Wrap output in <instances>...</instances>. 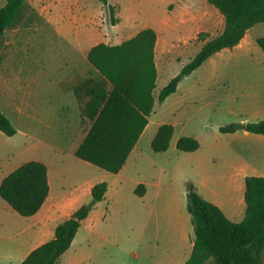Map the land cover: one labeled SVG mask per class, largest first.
<instances>
[{"label": "rangeland", "instance_id": "obj_1", "mask_svg": "<svg viewBox=\"0 0 264 264\" xmlns=\"http://www.w3.org/2000/svg\"><path fill=\"white\" fill-rule=\"evenodd\" d=\"M4 4L0 0V7ZM108 5L114 7L115 24L100 0H26L4 32L0 109L16 133L0 132V177L38 161L52 169L53 186L61 192L106 184L104 198L86 222L88 231L79 232L85 240L73 243L57 264H184L194 238L184 176L196 180L207 196L210 191L199 180L207 174L228 176L235 150L252 146L258 149V171L248 174L264 177V144L252 140L256 136L250 133L245 136L244 130L219 131L229 124L257 122L249 111L253 96L242 87L244 81H252L255 71H264V52L253 39V49L245 56L236 58L232 47L205 60L180 81L174 93L156 104L124 170L109 174L74 157L89 120L81 116L82 101L73 87L85 77L98 78L87 62L88 51L98 43L128 40L145 28L161 32L166 51L158 65L154 91L158 94L208 37L200 31L204 8L216 9L206 0H108ZM212 20L211 32L217 33L220 16L213 15ZM250 33L254 38L264 36V23L254 25ZM236 72L243 79L235 80ZM81 73L83 77H73ZM162 124L173 127V137L166 152L154 153L152 134ZM182 136L196 139L199 149L177 152L175 142ZM224 183L223 193L244 205V186L238 190L229 188L227 179ZM139 184L146 190L141 197L134 192ZM5 209L9 208L0 199V252L13 249L12 233L20 231L5 221ZM20 262L14 257L0 264Z\"/></svg>", "mask_w": 264, "mask_h": 264}, {"label": "trees", "instance_id": "obj_2", "mask_svg": "<svg viewBox=\"0 0 264 264\" xmlns=\"http://www.w3.org/2000/svg\"><path fill=\"white\" fill-rule=\"evenodd\" d=\"M0 7V39L16 20L26 0H4ZM224 19L223 31L208 40L202 39L200 50L156 95L157 71L154 63L156 33L152 28L140 30L132 38L116 45L98 43L90 48L87 61L99 80L83 79L74 93L82 101V116L90 126L74 151V157L110 174L118 173L136 145L156 104L176 91L180 81L213 54L236 46L254 25L264 23V0H206ZM110 21L115 24L114 7L108 0ZM264 52V36L256 39ZM244 130L264 136V121L229 124L221 133ZM0 132L13 136L16 131L0 109ZM174 129L169 124L158 127L150 143L154 153L169 148ZM176 149L194 152L199 142L188 136L179 137ZM107 191L104 182L90 189V201L80 206L70 218L59 223L53 238L40 245L20 264H55L70 247L81 222ZM139 184L135 194L142 196ZM47 169L42 162H26L0 183V198L22 217L33 216L48 196ZM186 210L194 239L189 259L184 264H263L264 249V177L248 176L244 180V217L240 222L226 218L219 207L203 199L192 183L185 187Z\"/></svg>", "mask_w": 264, "mask_h": 264}, {"label": "crops", "instance_id": "obj_3", "mask_svg": "<svg viewBox=\"0 0 264 264\" xmlns=\"http://www.w3.org/2000/svg\"><path fill=\"white\" fill-rule=\"evenodd\" d=\"M212 10H213V12H212ZM213 15L215 17L220 16L221 25H220V29L217 33L211 32V29L214 26V20H212ZM200 19L203 23V26H202L200 31H204L206 33H209L206 40L217 36L218 34H220L223 31L224 19H223L222 15L217 10H214L211 8H204L203 12L201 13ZM252 28L253 27H251L245 33V35L240 40V42L232 48V49L237 51V54H235L236 58H238L240 56L247 55L249 50L253 49V46H252L253 39H257V38H254L250 33ZM155 33H156V42H155V46H154V63H155L157 76H158V73H159L158 65L161 62V59L165 54L166 41L163 38L161 32L155 31ZM114 38H115V40H117V38L115 36H114ZM194 39H196V37L193 38L192 40H194ZM118 41H120V42L117 43ZM123 41H125V40H117L114 43L120 44ZM114 43H111L109 45H112ZM106 44H108V42ZM200 44L202 46L203 41H201ZM225 49H227V48H225ZM225 49H222V50H225ZM222 50L217 52V53L222 52ZM94 72H96L98 78L85 77L83 79L90 78V79H94L95 81H98L99 75H98L96 70ZM73 77L74 78L83 77V73H81L79 75H75ZM240 77L243 79L241 72H236L235 80L239 81ZM156 80H157V77H156ZM81 81H79L77 84L74 85L73 92H74V88ZM244 83H245V85L244 86L242 85L243 86L242 87L243 92L249 93V95L253 96V103L249 107V111L257 117L256 121H264V71H255L253 73V76H252V81H250L248 83L246 81H244ZM81 116H82V112H81ZM82 118H85V117L82 116ZM244 124H246V123H244ZM89 126H90V122H89ZM87 130H86V132H87ZM143 132L144 131H142L141 135L143 134ZM155 133L156 132H153L152 137H154ZM244 133H245V136H248V132L246 133V131H244ZM230 134H233V133H230ZM250 134H252V133H250ZM84 135H83V137H84ZM141 135H140L139 139L141 138ZM252 135L256 136V137H251L252 140H254L255 142H261L264 144V136L263 135H258V134H252ZM172 137H173V135H172ZM248 137H250V136H248ZM139 139H138V141H139ZM138 141H137V143H138ZM170 142H171V140H170ZM175 145H176V142H175ZM77 146H76V148H77ZM135 148H136V145L134 146V148L130 152L128 158H130V156L134 152ZM173 148L174 147H172V150H174ZM175 150L177 152H180L176 149V146H175ZM242 150L246 151L247 154L242 153ZM162 153H164V152H162ZM180 153H193V152H180ZM235 153L237 154V157H236V160L231 164V170H230L228 176L222 175V176H213L212 177V176L207 174V175L203 176L201 178V180H199V183L201 185L205 186L206 190L210 191V193H207V196H204V194L199 190L198 182L196 180H194L193 178H191L189 176H184V181L187 183H192L196 187L198 194L203 199H205L206 201L211 202L214 205H216L217 207H219L227 219H229L232 222H240L244 217L245 202H244V205H242V201L234 200L233 197L231 195H229V193H228V195L225 192L223 193V191L226 188V185L224 182L227 179L229 182V186H228L229 188L234 187V188H237L238 190H241L242 186H244V180L246 177L256 176L254 174L250 175L248 173H254V172L258 171V164H257L258 149L256 147H252V146H245V147H241L240 149H236ZM128 158H127L124 166L122 167V169L119 172L124 170L126 163L128 161ZM42 163L46 166V169H47V182H48V186H49L48 196L46 197L41 208L33 216H30V217H22V216L18 215L16 212H14L7 205L9 209H5V210H6V217L8 219H6L5 221L7 223H10V222L12 224L14 223V225L16 227H20V231H18V232L13 231L12 238H13V246L14 247L11 250L6 249V251L0 252V263L11 262V261H13L14 257H16L17 259H19L22 262L28 256V254L30 252H32L37 247H39L40 245L50 241L53 238L54 229L59 223L70 218L71 215L80 206H82L83 204H85L89 201L87 197L90 196V189L93 185H89L83 189H81V188L80 189L79 188L74 189L73 191H71L69 193L61 192L58 189H56L55 186H53L52 180L54 179L53 178L54 172L52 171V169L48 168V166L46 165L45 162H42ZM4 176L0 177V183H1L2 179L4 178ZM141 185H143V184H141ZM144 190H145V187H144ZM145 191H144V194H145ZM220 191H222V193H220ZM184 195H185V192H184ZM185 198H186V196H185ZM243 201H244V196H243ZM241 205L244 207L241 208ZM92 210L89 212L88 216L81 222L71 245L73 243L77 242L78 240H81V239L85 240V237H82V238L80 237L79 232L82 229L84 231H86V230L88 231L89 225L86 224V222L89 220ZM189 219H190V217H189ZM2 221H3V216H0V223ZM191 246H193V241L191 242ZM263 251H264V249H263ZM263 251H262V261L264 264ZM63 254L61 256H63ZM59 259L57 260V262L55 264L58 263Z\"/></svg>", "mask_w": 264, "mask_h": 264}]
</instances>
